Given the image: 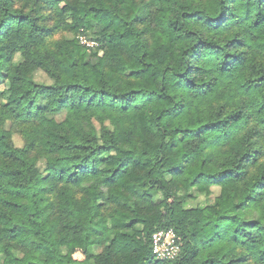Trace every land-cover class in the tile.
Listing matches in <instances>:
<instances>
[{
    "label": "trees",
    "instance_id": "16d2710c",
    "mask_svg": "<svg viewBox=\"0 0 264 264\" xmlns=\"http://www.w3.org/2000/svg\"><path fill=\"white\" fill-rule=\"evenodd\" d=\"M0 264H264V0H0Z\"/></svg>",
    "mask_w": 264,
    "mask_h": 264
},
{
    "label": "built area",
    "instance_id": "2783aa9c",
    "mask_svg": "<svg viewBox=\"0 0 264 264\" xmlns=\"http://www.w3.org/2000/svg\"><path fill=\"white\" fill-rule=\"evenodd\" d=\"M85 38V37H84ZM80 38L82 43L93 44L85 38ZM181 249V237L172 228H161L152 236V251L156 258H175Z\"/></svg>",
    "mask_w": 264,
    "mask_h": 264
},
{
    "label": "rangeland",
    "instance_id": "374dc122",
    "mask_svg": "<svg viewBox=\"0 0 264 264\" xmlns=\"http://www.w3.org/2000/svg\"><path fill=\"white\" fill-rule=\"evenodd\" d=\"M80 38H84L83 35H81ZM87 41L89 40L87 39ZM152 44H153V47L160 52H167L170 46L168 39L161 32H158V31L155 32L154 37L152 38ZM73 118H76L75 113L73 114ZM214 195H211V197H213ZM222 204L223 206H227L229 205V202L224 200ZM78 209L81 211L82 217H85L86 213H85L84 206L79 205ZM77 255H80V254H77Z\"/></svg>",
    "mask_w": 264,
    "mask_h": 264
}]
</instances>
